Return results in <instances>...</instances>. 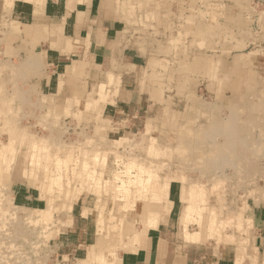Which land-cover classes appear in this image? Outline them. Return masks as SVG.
<instances>
[{"label": "rangeland", "instance_id": "374dc122", "mask_svg": "<svg viewBox=\"0 0 264 264\" xmlns=\"http://www.w3.org/2000/svg\"><path fill=\"white\" fill-rule=\"evenodd\" d=\"M14 1L34 4L33 0H2L0 264H119L120 254L131 250L133 237L129 232H122V226L130 225L132 230L139 228L141 220L135 214V206L141 199L137 186L132 183L133 186L127 184L128 192L124 191L127 196L120 192L121 189L115 190L120 183L115 175L120 173L127 179L126 172L135 173L139 167L151 170L149 173L154 180L152 178L150 182L155 184L168 179L169 183L180 186L181 182L170 176H187L188 182L196 185L199 193L196 194L198 212L192 211L195 216L189 221L183 215L180 218L188 232L199 235L204 231L202 241L209 238L216 245L225 242L237 246L245 252L244 256L251 259L249 247L253 225L252 221L244 218V212L253 194L260 192L261 201L256 204L264 203V0H115L117 13L125 24L124 38L133 41L132 48L138 52L143 49V54L150 57L151 72L145 73V76L156 88L151 94L153 108L120 130L104 112L109 103L106 101L112 102L116 94V88H112L120 83V75L112 72L116 65L86 68L74 79L75 89L70 93L63 90L64 85L69 83L65 79H61L63 92H42V80L51 71L44 61L30 55L29 47L23 49L20 48L22 43H14L13 23L6 21L5 17ZM68 71L74 74L72 67ZM219 122L225 125L219 126ZM180 132L182 139H187L184 146L190 145L181 154V148L175 147ZM189 134L192 135L191 140L187 138ZM256 143H259L258 146ZM220 144L222 149L216 152ZM31 151H40L41 160L38 161L40 167L37 171H32V175L28 172V176L33 177L36 173L42 181L46 180L45 184L49 187L50 217L44 221L41 210L47 212V198L40 197L38 187L27 186V175H22V167H27ZM78 158L89 162V172L101 175L99 182L109 188L105 190L102 187L97 193L89 184V179L87 181L78 171V176L68 175L71 169L66 167L71 168ZM75 167L79 169V166ZM57 172L61 176L55 181L52 177L43 176L44 173ZM17 178L20 183L13 181ZM18 188L21 194L31 192L34 196L28 201L21 196L14 199ZM153 190L149 188L145 195ZM181 200L185 199L181 196ZM83 205L87 206L83 212L84 219L78 220L77 208ZM146 207L157 212L160 210L156 202L151 206L155 209L149 208L148 201ZM28 213L38 219H27ZM100 237L103 244L95 251L96 254L90 255V245ZM36 244H39L38 247L34 246ZM260 256L263 264L264 251Z\"/></svg>", "mask_w": 264, "mask_h": 264}, {"label": "crops", "instance_id": "0c3cea01", "mask_svg": "<svg viewBox=\"0 0 264 264\" xmlns=\"http://www.w3.org/2000/svg\"><path fill=\"white\" fill-rule=\"evenodd\" d=\"M17 2H13L10 12L5 15L6 21L13 23L14 43H22L20 48L23 49L29 47L30 55L44 61L50 69L51 73L42 80V92H63L61 79H65L69 83L64 85L63 90L70 93L75 89L74 79L86 68L93 65L110 68L114 64L117 68L112 72L120 75V83L112 88H116L113 102H109L104 108L108 119L120 130L121 127L130 126L137 121V116L153 108L151 94L155 88L148 81V76H145V73L151 72L150 57L143 54V49L138 52L132 48L133 41L124 38L125 24L117 13L115 0H45L39 11H35L36 6L33 4ZM3 14L1 0L0 16ZM74 64L80 65L81 70L76 74H69L68 70ZM19 190L20 188L14 192V199L21 196L28 201L34 196L31 192H22V195ZM150 194H156L155 200L149 197ZM150 194L147 197L149 208L155 209L151 207L155 202L160 206L158 215L154 218L156 223L149 225L154 212L146 211L149 214H143L140 207L142 201H139L135 214L141 223L134 230L138 232V237L131 243V250L120 254L119 264H261L260 254L264 251V203L255 204L253 199H248L244 212V218L252 221L253 225L250 259L237 246L233 247L225 242L216 245L209 238L202 241L204 231L201 234L199 232L196 241L185 237L184 225L180 221L181 210L184 208L181 185L170 182L165 194L159 189ZM86 208V205L78 208V220L84 219L83 212Z\"/></svg>", "mask_w": 264, "mask_h": 264}, {"label": "bare ground", "instance_id": "6f19581e", "mask_svg": "<svg viewBox=\"0 0 264 264\" xmlns=\"http://www.w3.org/2000/svg\"><path fill=\"white\" fill-rule=\"evenodd\" d=\"M26 1V0H25ZM30 1V0H29ZM29 1H26V2H29ZM44 1L45 0H33V5H35L36 7H35V11H39V9L42 7V5H44L43 3H44ZM32 3V2H31ZM48 3V2H47ZM63 5V4H62ZM31 7V6H30ZM34 9V8H33ZM46 11V10H45ZM29 14H31V13H29ZM54 15V14H53ZM49 16H51V15H49ZM91 44V43H90ZM33 60V59H32ZM31 63H33V62H31ZM27 64V63H26ZM34 66V65H33ZM81 69V67H80V65H76V64H74L73 66H72V72H77V71H79ZM33 70V69H32ZM13 73V72H12ZM22 79V78H21ZM11 80V79H10ZM7 83L9 82V81H6ZM11 82V81H10ZM2 84V83H1ZM22 84V83H21ZM23 88V87H22ZM156 89V88H155ZM3 91V90H2ZM153 92V91H152ZM155 93V92H154ZM153 93V94H154ZM12 94V93H11ZM155 95V94H154ZM157 95V94H156ZM4 96V95H3ZM105 96H106V93H105ZM9 97V96H8ZM103 98H104V96H102ZM109 99V98H108ZM259 99H260V97H259ZM261 99H262V97H261ZM2 101V100H1ZM100 101V100H99ZM106 101V100H105ZM111 101L113 102V99H111ZM106 102H110V100L109 101H106ZM34 104V103H33ZM237 105V104H236ZM1 106V105H0ZM6 106V105H5ZM234 107V106H233ZM17 109V108H16ZM5 110V109H4ZM65 110V109H64ZM3 112H5V111H3ZM2 112V113H3ZM6 113V112H5ZM33 113V112H32ZM4 114V113H3ZM235 114H236V112H235ZM2 115V114H1ZM34 115V114H33ZM7 116V115H6ZM1 117H3V116H1ZM227 118V117H226ZM206 119V118H205ZM233 119H235V118H233ZM1 121H3V120H1ZM45 121V120H44ZM206 121V120H205ZM229 121V120H228ZM231 121H234V120H231ZM4 122V121H3ZM11 122V121H10ZM224 122H225V120H224ZM238 122V121H237ZM217 123V122H216ZM229 123V122H228ZM227 123V124H228ZM220 124H224L223 122L222 123H220L219 122V126H220ZM13 125V124H12ZM215 125V124H214ZM225 125V124H224ZM148 126V125H147ZM217 126V125H216ZM223 126V125H222ZM221 126V127H222ZM10 127V126H9ZM206 127V126H205ZM23 128V127H22ZM147 128V127H146ZM214 128V127H213ZM217 128V127H216ZM3 129H4V127H3ZM14 129V128H13ZM183 129V128H182ZM215 129V128H214ZM151 130V129H150ZM204 130V129H203ZM220 130H223V129H220ZM205 131V130H204ZM213 131H215V130H213ZM217 131V130H216ZM225 131V130H224ZM232 131V130H231ZM18 132H19V130H18ZM236 132V131H235ZM235 132L233 133V134H235ZM11 133H13V132H11ZM17 133V132H16ZM21 133V132H20ZM214 133V132H213ZM10 133H8V135H9ZM15 134V133H14ZM36 134V133H35ZM40 134V133H39ZM186 134V133H185ZM229 134V133H228ZM156 135V134H155ZM212 135H214V134H212ZM211 135V136H212ZM216 135V134H215ZM227 135V134H226ZM35 136V135H34ZM48 136V135H47ZM54 136V135H53ZM97 136V135H96ZM96 136H95V138H96ZM153 136V135H152ZM179 136V137H178ZM178 140L176 141V144L177 145H175V147H180L181 148V150H180V154L183 152V150L184 149H188L189 147H190V145H187V146H184V144H186L187 143V139H182L183 138V134H182V132H180L179 134H178ZM191 136L192 135H188V140H191L190 138H191ZM207 136V135H206ZM228 136V135H227ZM9 137V136H8ZM28 137V136H27ZM99 137H101V136H99ZM99 137H97L98 139H99ZM229 138L231 137V136H228ZM232 137H235V136H232ZM18 138H19V136H18ZM18 138L16 139V140H18ZM41 137H39V139H40ZM48 138V137H47ZM122 138V137H121ZM120 138V139H121ZM20 139V138H19ZM25 139H26V137H25ZM31 139H33V138H31ZM118 139V138H117ZM12 140H15V138H13ZM29 140V139H28ZM36 140V139H35ZM60 140H62L63 141V139L61 138ZM59 140V141H60ZM122 140V139H121ZM151 140V139H150ZM226 140V139H225ZM229 140V139H228ZM19 141V140H18ZM33 141V140H32ZM42 141V140H41ZM40 141V142H41ZM48 141H50V140H48ZM47 141V142H48ZM58 141V142H59ZM61 141V142H62ZM117 141V140H116ZM120 141V140H119ZM147 141H148V139H147ZM11 142V141H10ZM14 142V141H13ZM21 142V141H20ZM20 142H18V144L20 143ZM25 142V141H24ZM28 142V141H27ZM31 142V141H30ZM37 142H39V140L38 141H36V143ZM46 142V143H47ZM88 142V141H87ZM118 142V141H117ZM122 141H120V143H121ZM140 142V141H139ZM222 142V141H221ZM228 142V141H227ZM232 143H235V142H233V140L231 141ZM46 143H44V144H46ZM68 143V142H67ZM95 143H97V142H95ZM180 143V144H179ZM197 143V142H196ZM226 143V142H225ZM225 143H222V144H225ZM26 144V143H25ZM41 144V143H40ZM49 144L51 145V143L49 142ZM92 144V143H91ZM214 144V143H213ZM212 144V145H213ZM230 144V143H229ZM238 144V143H237ZM255 144V143H254ZM259 144V143H258ZM258 144L256 143V145L258 146ZM15 145V144H14ZM29 145H30V143H29ZM63 145V144H62ZM97 145V144H96ZM147 145V144H146ZM155 145H156V143H155ZM160 145V144H159ZM164 145V144H163ZM194 145H195V143H194ZM219 145V144H218ZM17 146V145H16ZM18 146H20V145H18ZM38 146H39V143H38ZM38 146H36V147H38ZM71 146V145H70ZM132 146H133V144H132ZM174 146V145H173ZM234 146H235V144H234ZM234 146H232V147H234ZM252 146V145H251ZM27 147V146H26ZM48 147H51V146H49L48 145ZM54 147V146H53ZM75 147V146H74ZM106 147V146H105ZM162 147V146H161ZM164 147V146H163ZM217 147V146H216ZM226 147V146H225ZM227 147H229V145L227 144ZM253 147V146H252ZM28 148V147H27ZM128 148V147H127ZM130 148V147H129ZM145 148V147H144ZM171 148V147H170ZM0 149H2L1 147H0ZM33 149V148H32ZM37 149V148H36ZM72 149V148H71ZM131 149V148H130ZM204 149V148H203ZM209 149V148H208ZM222 149V146H221V144H220V147L218 146L217 147V151L216 152H219L220 150ZM229 149H231V147H229ZM229 149H225V150H229ZM3 150V149H2ZM28 150H30V148L28 149ZM39 150V149H38ZM201 150V149H200ZM213 150V149H212ZM225 150H223V151H225ZM253 150V149H252ZM1 151V150H0ZM130 151V150H129ZM149 151H150V149H149ZM153 151V150H152ZM199 151V150H198ZM203 151V150H202ZM234 151V150H233ZM243 151V150H242ZM38 152H40V151H38ZM38 152L37 151H31V152H29L30 153V156L28 155V162H27V164H26V166L27 167H22L24 170H23V174L22 175H24V174H26L27 175V177H25L26 178V185L27 186H29V187H38L39 188V192L41 193L40 194V197H43V196H46V198H47V207L45 208V209H48L47 210V212L45 211V210H41L42 212V220L44 219V220H48V218L50 217V213L48 212L49 211V204H50V198L48 197V195H47V193H48V191H49V187L45 184V181H42V179H40L39 177H37L36 176V173H33V177L32 176H28V172L32 175V171H34V170H36L37 171V169L40 167L39 166V164H38V161H40L41 159H40V157H39V154H38ZM42 152V151H41ZM63 152V151H62ZM66 152V151H65ZM222 152V151H221ZM239 152V151H238ZM43 153V152H42ZM61 153V152H60ZM64 153V152H63ZM84 153V152H83ZM95 153V152H94ZM246 153V152H245ZM49 154V153H48ZM162 154V153H161ZM171 154V153H170ZM169 154V155H170ZM217 154V153H216ZM241 154L243 155V153L241 152ZM101 155V154H100ZM131 155V154H130ZM219 155V154H218ZM234 155H235V153H234ZM233 155V156H234ZM45 156V158H46V155H44ZM43 156V157H44ZM58 156V155H57ZM69 156V155H68ZM71 156V155H70ZM69 156V157H70ZM77 156H78V154H77ZM88 156V155H87ZM92 156V155H91ZM132 156V155H131ZM146 156V155H145ZM223 156V155H222ZM225 156V155H224ZM230 156V155H229ZM238 156V155H237ZM241 156V155H240ZM246 156V155H245ZM244 156V157H245ZM135 157V156H134ZM150 157H152V156H150ZM73 158H74V156H73ZM236 158V157H235ZM13 159V158H12ZM47 159V158H46ZM130 159V158H129ZM144 159V158H143ZM228 159V158H227ZM70 160V159H69ZM69 160H68V162H69ZM72 160V159H71ZM87 160H88V158H87ZM90 160V159H89ZM88 160V161H89ZM92 160V159H91ZM131 160V159H130ZM234 160V159H233ZM9 161V160H8ZM57 161V160H56ZM161 161V160H160ZM67 162V161H66ZM71 163V162H70ZM97 163V162H96ZM129 163V162H128ZM1 164V163H0ZM11 164H12V162H11ZM46 164V163H45ZM67 164V163H66ZM42 165H44L43 163H42ZM68 165V164H67ZM75 165L76 166H79V169H77V167H75ZM101 165V164H100ZM103 165V164H102ZM137 164L135 163V166H136ZM29 166H30V168H29ZM71 166V165H70ZM46 167H47V164H46ZM90 167V165H89V162H87L86 160H80V158H78V159H76L75 160V163H74V165H72V167L71 168H69V166L68 167H66V169H71L70 170V172L69 173H67L68 175L70 174V175H72V176H78V175H76V171H78L77 173L78 174H81L82 176H84V178H86V180L88 181V179H89V184L90 185H92V189L95 191V192H101V188L103 187L102 185V182H99L100 181V176H98L97 174V176H95V175H93L91 172H89V170H88V168ZM177 167H179L180 169H181V167L180 166H177ZM193 167V166H192ZM29 168V169H28ZM43 168V167H42ZM45 168V167H44ZM127 168V167H126ZM223 168V167H222ZM57 169H60V168H57ZM129 169V168H128ZM178 169V168H177ZM1 172H2V169L0 170ZM46 170H44V172H45ZM60 171V170H59ZM66 171V170H65ZM85 171V172H84ZM90 171H91V169H90ZM149 171L151 172V170L150 169H146V168H144V167H139V169H136V172L135 173H131V172H126V174H125V176L127 177V179H125V178H123V176L120 174V173H117L115 176L117 177V178H119L120 179V183H119V185H118V188L117 189H115V190H120V192L122 191V192H124V191H127L128 189H127V187L129 186H127V184H134V185H136L137 187H136V190H137V193H139L138 195H140V202L142 201V205L140 206L142 209H143V214H145L146 213V211H153V210H148V208L146 207V205H147V197H148V195L146 196L145 194H146V192L148 191V189L149 188H151V189H159V191L161 192V193H163V194H165L166 192H167V187H168V184H169V181H168V179H166V180H162L160 183H157V184H155V182H150V180L153 178L152 177V175H151V173H149ZM216 171V170H215ZM120 172V171H119ZM158 172V171H157ZM188 172V171H187ZM4 173V172H3ZM84 173V174H83ZM91 173V174H90ZM198 173V172H197ZM6 174V173H5ZM8 174V173H7ZM35 174V175H34ZM45 175H43L44 177H52V179L55 181V180H57L60 176H61V173H59V172H57V173H55V174H50V173H44ZM95 174V173H94ZM172 174V173H171ZM241 174V173H240ZM206 175H207V173H206ZM210 175V174H209ZM208 175V176H209ZM35 176H36V178H35ZM80 176V175H79ZM225 176V175H224ZM44 177H43V179H44ZM173 180H177V181H180L181 182V196H182V198H184L187 202H186V204H184V208L181 210V212H182V215H183V218L185 219V220H188L189 221V219H191L192 218V216L194 215L195 216V214L194 213H192V211L194 212L195 210L197 211V209L198 208H196L197 207V205H196V202L198 201L197 200V198H196V194H199L198 193V190H196V188H195V186L196 185H193L192 184V182H188V178H187V176L185 177H183V176H181V175H178V177H177V175H173V176H170ZM76 178H78V177H76ZM167 178V177H166ZM170 178V179H171ZM252 178V177H251ZM68 180V179H67ZM79 180H80V178H79ZM153 180H154V178H153ZM4 181V183H5V180H3ZM13 181H15V182H18V183H20L19 182V180H18V178L17 179H13ZM51 181V180H50ZM49 181V182H50ZM86 181V182H87ZM103 181V180H102ZM207 181H209V180H207ZM24 182V181H23ZM22 182V183H23ZM40 182H41V184H40ZM106 182V181H105ZM201 182V181H200ZM200 182H196V183H200ZM221 182H222V180H221ZM263 182V181H262ZM2 183V182H1ZM3 183V184H4ZM53 183V182H52ZM58 183V182H57ZM72 183V182H71ZM82 183V182H81ZM88 183V182H87ZM107 183H109V182H107ZM203 183H205V182H203ZM202 183V184H203ZM211 183V182H210ZM79 184V183H78ZM131 184V185H132ZM206 184V183H205ZM208 184V183H207ZM56 185H58V184H56ZM85 185V184H84ZM198 185V184H197ZM204 185V184H203ZM72 186V185H71ZM133 186V185H132ZM205 186V185H204ZM207 186V185H206ZM208 187V186H207ZM86 188H87V186H86ZM103 188H105V190L106 189H108L107 187H103ZM84 189V188H83ZM207 189V188H206ZM209 189V188H208ZM253 189V188H252ZM252 189H250V190H252ZM92 190V191H93ZM248 190V189H247ZM2 191H4V190H2ZM83 190H81V192H82ZM93 191V192H94ZM112 191H113V189H112ZM208 191V190H207ZM54 192V191H53ZM119 192V191H118ZM128 192V191H127ZM134 192V191H133ZM57 193V192H56ZM76 193H78V192H76ZM84 193V192H83ZM125 193V192H124ZM207 193V192H206ZM209 193V192H208ZM207 193V194H208ZM52 194H54V193H52ZM79 194V193H78ZM94 194V193H93ZM96 194V193H95ZM100 194V193H99ZM104 194H107V193H105L104 192ZM127 194L128 193H125L124 195H126L127 196ZM144 195V196H142V195ZM263 194H264V192H263ZM81 195V194H80ZM130 195V197H131V195H132V193L131 194H129ZM1 197H2V195H0ZM83 196V195H82ZM99 196H101V195H99ZM123 196V195H122ZM248 196V195H247ZM104 197V196H103ZM129 197V196H128ZM149 197H151V198H153V200H155V198L157 197L156 196V194H150V196ZM208 197V196H207ZM127 198V197H126ZM260 196L258 195V194H253L252 195V197L250 198V199H253V201L252 202H254L255 204L257 203V201H259L260 200ZM60 199V198H59ZM116 199H120V198H116ZM137 199H139V198H137ZM136 199V200H137ZM199 199V198H198ZM205 199H207V198H205ZM61 200V199H60ZM123 200H125V199H123ZM184 200V201H185ZM224 200V199H223ZM37 201V200H36ZM134 201V200H133ZM139 201V200H138ZM162 201V200H161ZM208 201V200H207ZM206 201V202H207ZM261 201V200H260ZM45 202H46V200H45ZM72 202V201H71ZM113 202V201H112ZM127 202H128V200H127ZM1 203V202H0ZM14 203H16V202H14ZM44 203V202H43ZM96 203V202H95ZM117 203H119V202H117ZM116 203V204H117ZM124 204H125V202H123ZM131 203H132V201H131ZM201 203V202H200ZM251 203V202H250ZM5 204V203H4ZM8 204V203H7ZM74 204H76V203H73V205ZM214 204V203H213ZM10 205H12V204H10ZM39 205V204H38ZM46 205V204H45ZM79 205V204H78ZM101 205V204H100ZM199 205V204H198ZM24 206V205H23ZM103 206V205H102ZM224 206V205H223ZM252 206V205H251ZM250 206V207H251ZM77 207V206H76ZM98 207V206H97ZM113 207V206H112ZM137 207V205L135 206V208ZM208 207V206H207ZM225 207V206H224ZM29 208V207H28ZM120 208H121V206H120ZM227 207H225V209H226ZM12 209H15V208H12ZM78 209V208H77ZM98 209V208H97ZM100 209V208H99ZM103 209H105V208H103ZM114 209V208H113ZM119 209V208H118ZM228 209V208H227ZM0 210H2V208H0ZM3 210H6V209H3ZM38 210V209H37ZM120 210V209H119ZM231 210H232V208H231ZM7 211V210H6ZM9 211V210H8ZM18 211V210H17ZM45 211V212H44ZM89 211V210H88ZM88 211H87V213H88ZM96 211V210H95ZM112 211V210H111ZM116 211V210H115ZM115 211H114V213H115ZM11 212H12V210H11ZM26 212H28V211H26ZM26 212H24V213H26ZM33 212V211H32ZM103 212H105V211H103ZM154 212V215L153 216H151L150 217V219H151V221H149L150 222V224L149 225H155V221H154V218L155 217H157V211H153ZM198 212V211H197ZM201 212V211H200ZM200 212H199V214H200ZM226 212V211H225ZM228 212H230V210L228 211ZM4 213H6V212H4ZM9 213V212H8ZM14 213V212H13ZM13 213H11V214H13ZM16 213V212H15ZM20 213V212H19ZM23 213V212H22ZM40 213V214H41ZM99 213V212H98ZM149 213H151V212H149ZM149 213H146V214H149ZM222 213V212H221ZM224 213V212H223ZM231 213V212H230ZM2 214V213H1ZM10 214V213H9ZM8 214V215H9ZM102 214V213H101ZM140 214V213H139ZM145 214V215H146ZM15 215V214H14ZM25 215V214H24ZM32 215V213H28L27 214V219H36V215H34V216H31ZM222 215V214H221ZM227 215H229V213L227 214ZM2 216H3V214H2ZM41 216V215H40ZM114 216V215H113ZM116 216V215H115ZM118 216V215H117ZM122 216V215H121ZM143 216V215H142ZM148 216V215H147ZM215 216V215H214ZM6 217H8V216H6ZM37 217H38V215H37ZM104 217V216H103ZM149 217V216H148ZM212 217V216H211ZM20 218V217H19ZM115 218V217H114ZM146 218V217H145ZM3 219V218H2ZM8 219V218H7ZM6 219V220H7ZM23 219V218H22ZM25 219V218H24ZM38 219V218H37ZM36 219V220H37ZM40 219V218H39ZM96 219H98V218H96ZM106 219V218H105ZM117 219V218H116ZM115 219V220H116ZM197 219V218H196ZM221 219V218H220ZM241 219V218H240ZM239 219V220H240ZM12 220H14V219H12ZM11 220V221H12ZM21 219H19V221H20ZM43 220V221H44ZM118 220V219H117ZM10 221V220H9ZM18 221V222H19ZM31 221V220H30ZM101 221H102V219H101ZM125 221V220H124ZM240 221H242V219L240 220ZM4 222V221H3ZM14 222H16L15 220H14ZM103 222V221H102ZM114 222V221H113ZM121 222V221H120ZM155 222V223H154ZM226 222V221H225ZM1 223H2V221H1ZM10 223V222H9ZM30 223V222H29ZM28 223V224H29ZM45 223V222H44ZM48 223V222H47ZM81 223V222H80ZM85 223V222H84ZM90 223V222H89ZM100 223V222H99ZM243 223V222H242ZM242 223H240L241 225H243ZM4 224V223H3ZM38 224V223H37ZM39 224H40V222H39ZM98 224V223H97ZM15 225V224H14ZM19 225H20V223H19ZM47 225V224H46ZM51 225V224H50ZM96 225V224H95ZM157 225V224H156ZM221 225V224H220ZM248 225V224H247ZM1 226H4V225H1ZM130 226V225H129ZM127 224H124L123 226H122V232L123 231H125V232H129V233H131L130 234V236H133L132 237V242H133V240L135 241V240H137V235H138V232H136V231H134V230H132V228L131 227H129ZM146 226V225H145ZM148 226V225H147ZM185 227H184V229H183V234L185 235V237L187 238V239H189V240H192V241H196L197 239H198V234H197V232L196 233H190V232H188V230H187V227H186V224L184 225ZM9 227V226H8ZM43 227V226H42ZM98 226H96V228H97ZM45 228V227H44ZM113 228V227H112ZM116 228V227H115ZM117 228H118V226H117ZM116 228V229H117ZM153 228H154V226H153ZM155 228H156V226H155ZM62 229V228H61ZM111 229V228H110ZM208 229H209V227H208ZM6 230V229H5ZM12 230V229H11ZM94 230V229H93ZM119 230V229H118ZM4 231V230H3ZM36 231H37V229H36ZM78 231V230H77ZM96 231V230H95ZM100 231V230H99ZM99 231H97V232H99ZM102 231V230H101ZM111 232H112V230H110ZM121 231V228H120V230H119V232ZM139 231V230H138ZM142 231V230H141ZM147 231V230H146ZM190 231V230H189ZM211 231L212 232H214L212 229H211ZM221 231V230H220ZM2 232V231H1ZM47 232H49V231H47ZM79 232V231H78ZM118 232V233H119ZM208 232H209V230H208ZM42 233V232H41ZM94 233H96V232H94ZM5 234V233H4ZM79 234V233H78ZM158 234V233H157ZM51 235V234H50ZM54 234H52V236H53ZM141 235V234H140ZM140 235H139V237H140ZM150 235V234H149ZM152 235V234H151ZM219 235V234H218ZM221 235V234H220ZM237 235V234H236ZM121 236V235H120ZM212 236H213V234H212ZM43 237V236H42ZM49 237V236H48ZM47 237V238H48ZM81 237V236H80ZM79 237V238H80ZM93 237V236H92ZM112 237V236H111ZM110 237V238H111ZM207 237V236H206ZM83 238V237H82ZM112 238H115L114 236L112 237ZM121 238V237H120ZM145 238V237H144ZM218 238V237H217ZM216 238V239H217ZM238 238V237H237ZM119 239V238H118ZM155 239V238H154ZM218 239H220V237L218 238ZM30 240V239H29ZM115 240H116V238H115ZM110 241V240H109ZM119 241V240H118ZM117 241V242H118ZM154 241V240H153ZM152 241V242H153ZM238 241V240H237ZM28 242V241H27ZM141 242V241H140ZM143 242V241H142ZM30 243H31V241H30ZM119 243V242H118ZM130 243V242H129ZM138 243V242H137ZM2 244V243H1ZM11 244V243H10ZM103 244V241H102V239H101V237L100 238H96L95 239V242L93 243V244H91L90 245V248H89V251H88V253L90 254V255H94V254H96L95 253V251L101 246ZM124 244V243H123ZM122 244V245H123ZM39 245V244H38ZM38 245L36 244V245H34V246H37L38 247ZM110 245V244H109ZM127 245V244H126ZM132 245V244H131ZM106 246V245H105ZM111 246V245H110ZM113 246V245H112ZM120 246H121V241H120ZM123 246H125V244L123 245ZM137 246H138V244H137ZM150 246V245H149ZM234 247V246H233ZM248 247H249V245H248ZM1 248V247H0ZM128 248V247H127ZM137 248V247H136ZM38 249V248H37ZM114 249V248H113ZM234 249V248H233ZM251 249H252V247H251ZM104 250H106V249H104ZM242 250V249H241ZM147 251V250H146ZM237 251V250H236ZM103 252V251H102ZM101 252V253H102ZM133 252V251H132ZM143 252V251H142ZM98 253V252H97ZM114 253V252H113ZM149 253V252H148ZM242 253H243V250H242ZM11 254V253H10ZM244 254V253H243ZM101 255V258L103 257L102 256V254H100ZM114 255V254H113ZM129 256V255H128ZM98 257V256H97ZM29 258V257H28ZM28 258H26V259H28ZM93 258V257H92ZM95 258V257H94ZM93 258V259H94ZM100 257H98V259L99 260H101V261H103L102 259H101ZM256 258V257H255ZM151 259V258H150ZM6 260V259H5ZM99 260H97L98 262H99ZM130 260V259H129ZM29 262H30V260H28ZM21 262V261H20ZM23 262V261H22ZM24 262H26V260L24 261ZM23 262V263H24ZM93 262H94V260H93ZM97 262V263H98ZM230 262V261H229ZM85 263V262H84ZM92 263V262H91ZM112 263H114V259L112 260ZM222 263V262H221ZM22 264V263H21ZM27 264H28V262H27ZM88 264V263H87ZM223 264H224V262H223ZM225 264H226V262H225ZM251 264V263H250ZM263 264H264V262H263Z\"/></svg>", "mask_w": 264, "mask_h": 264}]
</instances>
